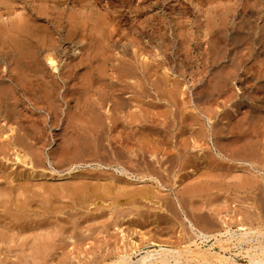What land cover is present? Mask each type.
Here are the masks:
<instances>
[{
  "label": "rangeland",
  "instance_id": "rangeland-1",
  "mask_svg": "<svg viewBox=\"0 0 264 264\" xmlns=\"http://www.w3.org/2000/svg\"><path fill=\"white\" fill-rule=\"evenodd\" d=\"M89 1L90 0H84L81 5V3L78 2L74 3V0H0V33L4 31V33L2 32L0 34V85H3L5 87L3 88V86H0V100H2L0 101V195L4 197L5 193L8 191L10 195L7 192L6 196H10V198H8L11 199L10 202H12V204H14L15 206L14 207L12 204H10V202H7L8 198L6 200L4 199L6 196L4 198H2L1 196L2 199H0V206L3 201H6L8 203V208H10L9 206H11L12 208L8 209L6 205L7 203H3V206L0 207V264H114L122 252L130 253L133 257V261L136 262L140 258L139 255H142L146 251L159 249L160 246L163 248H180L188 244L190 241H196L197 244H199L203 249H212L211 252L214 254V256L212 257L211 261L213 264H225V262L223 261L220 262L217 254L224 255L226 257H232L237 264H248L249 259L244 249L249 248L251 244L257 246V242L255 240L250 243L244 244L243 250L240 247H237L234 242L219 245L216 243V239L214 237L210 238L208 242H203L204 240L201 241L200 239L195 238L189 225L190 221L197 229L213 236L223 233L227 226L233 232H236L239 227H244L247 229H259L264 232V128L262 127L264 126V121L263 124H259L262 118V120H264V114H262L264 113V105L261 102L260 107L263 109L254 106L257 102L259 103V97L257 94H259L260 96L262 92L248 89V92L250 91L252 95L250 93H247L245 96H243L241 94L244 93L238 90V85L240 84H244V87L249 88L259 81H255V72L253 71L254 75L252 71V74H249L250 72L246 68L247 66L252 67V64L254 65V63L259 59L264 61V58H253L247 51L245 52H247L248 54L243 53L244 51H239L241 49L238 50L237 47H241V41L239 43H236L238 44L236 46L230 45L226 37L227 35L229 36L230 33L234 31V29H237V25H233V23L234 20L238 22V18L240 19V11L242 5L245 3L243 1L245 0ZM108 1H112L111 5ZM247 1L251 7H255V5H258V7L260 8L257 0H254L255 2L251 0L253 4L250 3V0ZM154 2L156 3V5ZM73 4L74 6L72 7ZM109 7L110 9H112L109 10ZM237 7L241 8L238 9ZM254 7H252L254 9L253 11H255L256 9V11L260 10L257 6L255 8ZM136 10L137 12H141L138 14ZM263 11H261L260 17L264 16ZM69 13H71L70 16ZM105 13L108 14L106 15ZM116 13L118 15H116ZM154 13H156V16L158 17V22H155L157 24L156 29L152 26ZM258 13H260V11ZM104 14L105 19L104 16H102ZM255 14L257 15V13ZM69 17L70 19H67ZM122 17L125 19H121ZM53 18L55 20H60L61 23H59V27L54 28L52 23V21H54ZM72 18H74L75 20ZM255 18L254 20L261 22V25L263 24L262 20H258ZM106 19L108 23L106 22ZM150 19L152 21H149ZM90 20L93 22V24L90 22ZM101 20L105 21L107 24L105 22L103 23H105L107 26L102 25ZM254 20V24L259 23ZM223 21L228 24H223ZM236 21L234 24H237ZM96 22L97 24L99 22V25L95 24ZM217 24H220L221 26L223 25L225 28L222 29L223 26L220 27ZM214 25H216L217 28ZM207 26L209 28H207ZM35 27H37V29L38 27H45L47 30L53 32L54 35L60 38L61 41L65 38V35H67L69 31H74V27L78 28L77 32L79 34V37H82V39H86V43H84L88 51L85 50V47L84 50L86 52H83V50L82 56L74 55L72 49L73 47H70L71 45L65 44L64 41H62L63 48H61L60 50L61 55H59V59L63 60V62L61 60L63 64L60 62L59 70H61L63 73L68 72L66 74H69V72L74 73L75 76L70 78L67 84H64V82L59 80L60 86L58 85L57 87H55L56 92L50 91L49 99L43 97L42 94L44 93V90L41 89L42 87L38 86L41 83V81H39L38 79H43L44 81H52V77L56 75L54 74V70H51V66L47 64V61L45 60L48 57L49 52L45 49L39 50L40 58L38 59H40L39 61L41 62V66H43L41 70L45 71L38 74V76L29 73L31 78H28L30 76L24 71H21L24 72V74L21 72H14L16 68L14 63L16 61L15 59L17 58V53L13 56L14 59L11 58V54L14 50L13 45L17 42L25 40L26 31H32ZM144 27L146 29H144ZM20 28L24 33L21 32ZM92 28L94 34L92 33V31H89ZM218 28L220 29L218 30ZM55 29H57L58 32ZM116 29L119 30L116 31ZM221 29L224 32L221 31ZM95 30H100V32L104 31V38L99 37V34ZM87 31L90 32V36H88L89 33ZM115 31L117 34H112V32ZM141 31L143 32L142 34ZM153 31L156 37L153 34L150 35V33H153ZM220 32L222 33V36L224 38L221 36ZM119 33L120 36H123H121L123 39L119 37ZM215 33L220 37H215ZM1 36L3 37L1 38ZM98 37L101 38L105 43H101ZM117 38L121 41L123 40V43L121 41H118ZM137 38H139L140 40ZM144 39L147 40L144 41ZM159 39L161 41H159ZM115 40L117 42H115ZM136 40L139 41V43H136ZM141 40L142 44H140ZM7 41L9 47L7 46L6 48L4 46L7 45ZM125 41L129 43L125 44ZM214 41L220 43L217 45V42L215 43ZM1 42L3 43V46ZM224 42L225 44H223ZM100 43L103 45L105 44L107 46L106 51L110 53L107 58L109 60L104 63L105 68H107L108 70L105 69L103 71V75H101L100 77L104 79V81L102 79L99 80L100 78H98L100 82L95 81L96 84L94 83L95 85L93 84L92 87H89V89H87V85L86 87L84 85L88 82L86 80L89 79V76L85 75L82 77L81 75L80 77L79 75L82 73L84 74V71H86L81 70L85 67L84 64L86 65V58L90 57L94 63L96 60V56L98 60L100 59V52L104 51L103 49H100L103 46H101ZM159 43H162V45ZM128 45L130 46V49L126 48L129 47ZM147 45L148 47H151L148 48ZM221 45L223 46L221 47ZM120 46H125V49L120 48ZM214 46L217 49H215ZM234 47L237 50H234ZM221 48L222 50H220ZM64 49L68 52L67 55L64 54ZM142 49L146 57H139V52H143ZM144 49L147 50L148 53ZM150 49H152V51ZM214 50H219L221 52H215ZM210 51H213L215 53H212ZM235 51H237V53H235ZM6 53H8V55ZM92 53L96 55L91 57V55H93ZM151 53L154 54V56ZM215 54L217 56H215ZM229 54L231 59L228 57ZM236 54H238L239 57H236ZM241 54L243 58H248L245 59L248 60L246 62L243 59L245 65H240L239 61H241ZM150 55H152L154 59H152V56V58L149 57ZM155 55L157 57H155ZM218 55L221 57H219ZM234 55L236 59L235 57L233 59L232 56ZM93 57L95 58L93 59ZM211 57L214 59L215 57H217V59L212 60ZM8 58L10 59L9 61H7ZM168 58H170L171 60ZM73 59L75 62L73 61ZM77 60L81 64H79ZM80 60L82 61L80 62ZM110 60L111 62H109ZM212 61L213 64L211 63ZM231 61L233 62L232 64ZM65 62H67V65L64 64ZM71 63H73L74 65L77 64V68ZM122 63L125 64L123 65ZM235 63L236 65L238 64L241 68L238 65L234 67ZM78 64L80 65V68ZM97 64L101 66L99 62H97ZM64 65H66L68 68ZM225 65H227V67L229 66V70L231 71L233 69H237V72L235 70H233L232 72L229 71L231 72L230 75L233 76H230L229 74L227 75L226 72H223L224 67H226ZM96 66L97 65L95 64L94 67ZM242 67H246V70L244 71V68ZM216 68L218 69V71L216 70L217 72L215 71ZM220 68L223 69L221 70ZM113 69L116 70L112 72ZM219 70L225 73V75L222 76L223 73H221ZM115 71H118L119 73ZM210 71L211 73H209ZM105 72L107 74H105ZM243 72H245L244 75L241 74ZM246 72L249 73L246 74ZM51 73L54 75L50 76ZM120 73H122V78L119 75ZM17 75L21 76L20 79H18L19 77L16 79L19 80L20 86L22 85L23 87H18L10 81L9 76L17 77ZM226 75L227 77L230 76L231 79H227L225 77ZM213 76L215 79H213ZM220 76H222V78L225 77L227 79L226 82L228 80L230 81H228V85H226V82L224 81L225 79H222ZM238 77H240V79ZM54 78L59 79L57 77ZM24 79L25 81H23ZM78 79H80L81 81H79ZM220 79H222L225 83L222 84L223 82ZM245 79H247V84L244 83ZM251 79L253 83L255 82L254 84L249 83L251 82ZM209 80L213 83L208 82ZM235 80L237 83L235 82ZM78 81L79 83H77ZM101 81L103 82L102 84ZM119 81H121V83ZM217 81L218 83H216ZM239 81L240 84H238ZM80 82H83V84H85L82 85V83ZM4 84H10L11 86H8L7 88ZM207 84L212 85H209V87ZM215 84H218L217 87H220H218L219 89L217 88L218 91H213L211 95V93H209L207 90H211V92L212 90H217ZM221 84L224 88L221 86ZM102 86L103 88L101 89ZM229 86L230 88H228ZM11 87L13 89H11ZM104 87L108 88L109 91ZM221 87L224 90H222ZM225 87L228 89H226ZM31 88L33 93L30 91ZM82 88H85L88 94L85 93V89L83 90ZM205 88H207V90ZM104 89L106 90V92ZM117 89L123 90L121 96L122 98L126 99V102L124 103L122 100H119L118 102L120 106L117 111H115V113H117H108L107 109H109L112 104L110 102V95H112L113 91ZM4 90L5 97L3 96ZM8 90L10 91V93ZM71 90L75 92L77 90V92H73L74 94H70V92L72 93ZM81 90H83V92L85 93L84 96ZM205 90L207 91L206 94L208 96L205 94ZM227 90H229V94ZM219 91L221 93L226 91L224 93L225 95L221 93L219 94ZM252 92H255L256 96ZM64 93H66L67 95H65ZM68 95L76 96H74L73 99V97H68ZM124 96H126L127 98ZM202 96H205L207 98L204 99V97ZM64 97L70 98L71 104H73L72 108L74 112H71V115H66L67 107L66 101L63 99ZM255 97L257 98L254 99ZM261 97L262 96H260V98ZM249 98H251L252 100ZM73 100L76 104H74ZM80 101H82V103ZM38 102L41 104H38ZM43 102L45 103L43 104ZM35 105H38V107ZM50 105L52 107H50ZM35 107L37 108L34 109ZM89 107L92 110H89ZM249 107H251L250 110ZM82 108H84L85 110H83ZM257 108H260L262 115L259 113ZM97 109L100 111V116L97 113L99 111H95ZM110 110L112 111V108ZM92 111L94 113H92ZM95 112L97 115L95 114ZM245 112L253 116H250L249 114L247 116V114H244ZM257 112L259 113V117ZM112 113L115 116H113ZM108 114H111V116H109ZM86 115L90 116L87 117ZM69 116H71V118ZM72 116H74V118H79L80 121L79 119L75 118L76 120L74 122ZM118 116L121 118V120ZM255 116L258 122H256ZM81 117L83 119H81ZM110 117H112V119ZM115 117H117V119H115ZM66 118H70V120L67 119L69 120L67 121ZM248 118L249 121H247ZM118 120L120 122H118ZM20 121L23 123L21 124ZM70 121L74 123L71 124ZM84 121H86L87 124ZM254 121L256 123L255 125L253 123ZM13 122L14 124H11ZM16 122H18L19 124ZM236 122L242 124L240 125ZM9 123L13 127H11ZM251 123L252 125H250ZM23 124H25V126ZM230 124H232V126ZM246 124L247 126L245 127ZM87 126H90L89 130ZM96 126L98 128H96ZM256 126L262 128L259 129L260 133L262 132L263 134H261V136H263L262 138L261 136H259V139H256L254 135H251L253 134V131H249L250 133L246 131L253 130V128H257ZM18 127H21L22 129L24 128L23 130H26V132L22 131V129ZM92 127H94L95 129ZM238 127L240 129H238ZM16 128H18V130ZM236 129L237 131H232ZM90 130H92V134ZM28 132L29 134H27ZM234 132L238 133L235 134ZM244 133H249L248 135L252 137L249 138V136L246 135L248 136L247 139L245 138L246 136L244 135ZM34 136L38 138L35 139ZM97 136L98 138H96ZM233 137L236 138V141H233L235 140ZM241 137L245 138L244 141ZM15 138L18 139L16 140ZM82 138H85L86 140L89 138L88 140L90 141H85L84 143ZM14 139L16 142H14ZM231 140L236 144L237 142L242 140L241 143L239 142V145L237 144L238 146H240L239 149H241L242 147L245 149V144L248 145L258 141L257 145L260 148V153L262 151V148L263 152L262 155L260 154L257 157H254V160L256 161L253 165L254 170L250 166H243V168L246 169V172L244 171V169H241L242 165L238 164V162H235L237 159H239L240 155L236 153L244 150L243 148L242 150H235L238 147L237 145L235 148H233V160L230 155L229 157L224 156L225 153H222L220 156L217 155L216 149L223 150L226 144L228 142L230 143ZM26 142L28 143L26 144ZM71 142L76 143L72 144ZM87 142L89 144H86ZM62 144L66 146L62 147L64 146ZM71 144L73 147L71 146ZM27 145L29 146L27 147ZM87 145L90 148L87 147ZM32 146L34 149L36 148L35 150L38 151L33 150ZM60 146L62 151L60 150ZM39 147L42 148V151ZM71 147L73 149L86 147L84 148L85 154L82 150V155H79L80 157L82 156V158H79L82 160V163H84V165H76V175L73 177L75 181L71 178L70 182L68 179L60 183V181L58 182V180H56L55 178H57V172H62L68 168V164H65L64 162H66V160L68 162L70 159H68L69 156H64L63 152L68 150L67 154L70 153L72 157L71 152L73 150L71 149ZM141 148H143V150ZM31 149V153L34 152L33 156L36 155V152L39 154V156L38 154L36 155L38 159L36 157H33L36 159H32V155L30 153ZM55 150L57 152H54ZM89 151L91 153H89ZM244 153L247 154L246 151ZM18 154L21 155L22 159L24 158L23 160L26 159V162H19L18 160L21 161V158L18 159ZM143 154L147 155L144 156ZM119 155L121 157L119 159L121 160L117 158L119 157ZM208 156L210 157V159H212L210 160ZM235 156H237V158ZM260 156L263 157L261 158ZM99 158L101 159V161ZM144 158L147 161H145ZM117 161L120 165H116ZM124 166L127 167H125V169L129 171L128 174H131L133 176L143 174L147 176V178L149 177L148 180L142 183L139 182V184L137 182H135V184L134 182L127 180L126 176L121 175L120 172L117 171V168H123ZM73 168H75V166H73ZM131 169L133 172L131 171ZM29 174L31 175V177ZM41 174H44L45 176H42ZM34 175H36V177ZM246 175L248 176V178L246 177ZM95 179L98 180L96 181ZM105 180L109 183H105ZM52 181H54L53 184ZM89 181L91 182L89 183ZM98 181H100V184L98 183ZM248 181L250 182V187L248 185ZM244 182L248 183L244 184ZM132 183L135 184V186ZM241 183L243 184L241 185ZM92 184L95 187L91 186ZM117 184L121 185L117 186ZM131 184L133 186H131ZM202 184L205 185L202 186ZM96 185L99 186L98 189ZM200 185L202 186V188ZM237 185L241 186V189L238 188ZM233 186L235 187V189ZM76 187H79L80 189H77ZM117 187H119L120 189ZM198 187L204 190L200 191ZM123 188L125 189V192L121 190ZM50 189H54V191L51 192L52 194H50L49 192L51 191ZM73 189L77 193H75ZM93 189L98 191L95 192L96 195L93 194L95 191ZM191 189L192 191L195 190L193 192H196L197 194H193ZM76 190L83 192L87 191L88 193L86 192V195L88 194L93 196L89 197L87 195L88 197H86L85 195L84 197V193H78V191ZM197 190L199 193H201L199 194ZM43 191L44 193H46L44 194ZM19 192H21L20 195L18 194ZM48 192L50 195H53V193L56 192L54 193L56 194V196L50 197L49 200L48 197L50 195L47 194ZM62 192L63 194H61ZM73 192L75 193V195L73 194ZM116 192H118L119 194ZM68 193L72 197L74 195V197L68 198L67 200L66 195H69ZM22 194L26 195L22 196ZM79 194H81L82 197H80ZM17 195L22 197H19ZM60 195L62 197L64 195V198L62 199L66 200L57 198V196ZM76 195H78L77 198ZM182 195L184 196V198L181 197ZM15 196H17L18 198H16ZM26 196L28 199L25 200L28 202V200L31 199L30 203L32 205L33 202L34 206L32 205V208H36L35 211L34 209L32 211H23L16 208V205H19V202H22L24 198H26ZM43 196H45V198L47 199L43 198ZM52 198L57 199L56 201H54L51 200ZM46 200L49 201V206L46 205L48 204V201ZM59 200H62V202L60 201L62 204L58 202ZM179 200L183 202L181 203ZM16 201L19 202L16 204ZM42 201L43 203H40ZM56 202H58L57 204L59 207L57 206V204H55ZM4 205L6 206L4 207ZM36 205L38 206V210ZM52 206H55L56 209H54L55 207L53 208ZM5 208L8 210H6ZM21 211L25 214L24 217L20 213ZM15 221L19 224V227L17 226V223H15ZM23 222H25V225H22ZM26 222L27 224L31 223V226L30 224L27 225ZM36 223L39 225L37 226ZM42 224L44 227L41 226ZM26 225L28 226V228ZM32 225L33 227H36V230L35 227L33 229ZM10 226L13 228H11ZM20 226H23L22 230L24 231V233L21 231ZM29 227H32V229H30ZM37 227L38 229H40L37 230ZM6 233L8 234L7 239L4 238V236L6 237ZM45 234L48 235V241L49 239H52L51 243L48 241H44L46 237ZM35 235H37V237ZM38 235H40L41 237ZM261 241L264 242V240L262 239ZM34 242L39 243V245L36 243L37 245L33 247ZM43 242H48L47 244L49 245L51 253L48 252L46 254L42 253L41 251H36L40 249ZM31 245L35 249L31 250ZM51 246L53 247V249ZM134 247H136L135 253H133L132 251V249L134 250ZM24 248L26 250H24Z\"/></svg>",
  "mask_w": 264,
  "mask_h": 264
},
{
  "label": "bare ground",
  "instance_id": "bare-ground-1",
  "mask_svg": "<svg viewBox=\"0 0 264 264\" xmlns=\"http://www.w3.org/2000/svg\"><path fill=\"white\" fill-rule=\"evenodd\" d=\"M71 1H73V0H71ZM91 1V0H90ZM89 1V2H90ZM251 1V0H250ZM256 1V0H255ZM254 0H253V2H255ZM67 2V1H66ZM75 2H78V3H81V5H82V2H84V0H74V3ZM100 2V1H99ZM108 2H110L109 4L111 5V2L112 1H108ZM107 2V3H108ZM243 2H245L243 5H242V8H241V11H240V19L238 18V22L236 21V20H234V23H235V21L237 22V24H234L233 23V25H237L236 27H237V29L235 30L234 28V31H232L231 33H230V35L228 36L227 34V40L229 41V44L230 45H234V46H236V45H238V44H236V43H239L240 41H241V47L239 48V47H237L238 48V50L239 49H241V50H239V51H244L243 53H246V54H251L250 56H252L253 58H264V16L263 17H260L261 16V11H263L264 10V3H262V2H264V0H257V3L260 5V8L258 7V5H255V7L257 6L260 10V13H258L259 11H253L254 9L252 8V7H254V6H250L249 5V3H248V1L247 0H245V1H243ZM155 3V2H154ZM241 3V2H240ZM250 3H252V1L250 2ZM57 4V3H56ZM77 4V3H76ZM84 4V3H83ZM88 4V3H87ZM108 4V5H109ZM114 4V3H113ZM112 4V5H113ZM253 4V3H252ZM90 5V4H89ZM92 5V4H91ZM155 5H156V3H155ZM74 6V4L72 5V7ZM152 6V5H151ZM154 6V5H153ZM239 6V5H238ZM111 7V6H110ZM110 7H109V10H111L110 9ZM157 7V6H156ZM254 7V8H255ZM75 8V7H74ZM238 8V7H237ZM240 8H238V9H240ZM117 9V8H116ZM74 10V9H73ZM138 10V9H137ZM137 10H136V12H137ZM155 10V9H154ZM101 11V10H100ZM236 11H238V10H236ZM141 12V11H140ZM140 12H137L138 14L140 13ZM156 12V11H155ZM264 12V11H263ZM262 12V13H263ZM104 13V12H103ZM117 13H119V12H117ZM116 13V15H118ZM158 13V12H157ZM237 13V12H236ZM255 13H257V15L255 14ZM70 14L71 13H69V16H70ZM74 14V13H73ZM72 14V15H73ZM106 15L108 14V13H105ZM105 14L104 15H102V16H104V19H105ZM137 14V15H138ZM125 15V14H124ZM158 15V14H157ZM109 16V15H108ZM152 16V15H151ZM258 16V17H257ZM3 17V16H2ZM74 17V16H73ZM101 17V16H100ZM115 17V16H114ZM120 17V16H119ZM125 17V16H124ZM255 17H257V18H255ZM51 18V17H50ZM118 18V17H117ZM151 18V17H150ZM157 16H156V13H154V15H153V28H155L156 29V23L155 22H158V20H157ZM254 18L255 19H258V20H262V22H263V24L261 25L260 23L261 22H259V21H256V20H254ZM54 19V18H53ZM67 19H70V17L69 18H67ZM72 19H74V18H72ZM100 19V18H99ZM98 19V20H99ZM102 19V18H101ZM108 19H109V17H108ZM119 19V18H118ZM121 19H125V18H121ZM120 19V20H121ZM127 19V18H126ZM75 20V19H74ZM84 20V19H83ZM112 20H113V18H112ZM119 20V21H120ZM157 20V21H156ZM160 20V19H159ZM253 20L254 21H256V22H259L258 24H254V22H253ZM78 21V20H77ZM102 22H101V24L102 25H106L107 23H108V21H107V19H106V22L105 21H103V20H101ZM149 21H152L151 19L149 20ZM90 22L93 24V22L90 20ZM103 22H105V23H103ZM127 22V21H126ZM160 22V21H159ZM224 22V21H223ZM52 23H53V26H54V28H57V27H59V23H61L60 22V20H55L54 19V21H52ZM124 23V22H123ZM142 23V22H141ZM150 23V22H149ZM81 24H83V23H81ZM91 24V25H92ZM95 24H97V22L95 23ZM113 24H115V23H113ZM143 24V23H142ZM159 24H161V23H159ZM221 24H222V22H221ZM223 24H226L225 22L223 23ZM228 24V23H227ZM226 24V25H227ZM34 25V24H33ZM52 25V24H51ZM77 25H78V23H77ZM97 25H99V22H98V24ZM139 25H140V23H139ZM150 25V24H149ZM218 26H220V27H222L220 24H217ZM233 25H232V27H233ZM36 26V25H35ZM94 26V25H93ZM92 26V27H93ZM107 26V25H106ZM138 26V25H137ZM146 26V25H145ZM151 26V27H152ZM216 28H217V26L216 25H214ZM100 27H101V25H100ZM112 27V26H111ZM143 27V26H142ZM149 27V26H148ZM231 27V28H232ZM42 28V27H41ZM40 27H38V29H37V27H35L32 31H30L29 29V31H26V33H25V37H26V39L25 40H22V41H20V42H17V43H15L14 45H13V53L11 54L12 55V57L11 58H13V56L17 53V58L15 59L16 61H15V70H14V72L16 71L17 73H19V72H21V71H24V72H26V73H28V75L30 76V74H34L35 76H38V74H40V73H42L43 71H45V70H41L42 69V67L43 66H41V62L39 61L40 59H38V58H40V56H39V50H46V51H48L49 52V55H48V57L47 56H45V57H47L45 60L47 61V64H49L50 66H51V70H54V74H56L54 77H57V78H59V79H56V78H54V77H52V81H44L43 79H38L39 81H41V83L38 85L39 87H42L41 89L42 90H44L43 92V97H45V98H48L49 99V96H50V91H54V92H56V88L55 87H57L58 85H59V80L60 81H62V82H64V84H67L68 82H69V80H70V78H72L73 76H75V74L74 73H70L69 72V74H66V73H68V72H66V73H63L61 70H59V64H60V62H61V60L62 59H59V55H61L60 53V50H61V48H63V46H62V41H64V43L65 44H69V45H71L70 47H73L72 49H73V53H74V55H83L82 54V51L84 50V48L86 47V45H85V41H86V39H82V37H79V34H78V32H77V30H78V28H74L73 27V29H74V31H69L68 32V34L67 35H65V38L64 39H62V41H61V39L60 38H58L56 35H54L53 34V32H50L49 30H47L45 27H43L42 29H41ZM45 28V29H44ZM71 28H72V26H71ZM85 28V27H84ZM96 28V27H95ZM207 28H209L208 26H207ZM212 28V27H211ZM223 28H225L224 26L222 27V29ZM230 28V29H231ZM10 29V28H9ZM8 29V30H9ZM14 29V28H13ZM12 29V30H13ZM16 29V28H15ZM21 29V28H20ZM27 29V28H26ZM62 29V28H61ZM68 29V28H67ZM70 29V28H69ZM72 29V30H73ZM144 29H146L145 27H144ZM220 28H218V30H219ZM221 29V31H223ZM226 29H227V27H226ZM1 30V29H0ZM7 30V31H8ZM25 30V29H24ZM57 32H58V30L57 29H55ZM60 30V29H59ZM71 30V29H70ZM84 30V29H83ZM86 30V29H85ZM101 30V29H100ZM100 30H95L99 35V37H103L104 38V36H105V32L104 31H101L100 32ZM119 29H116V31H118ZM148 30V29H147ZM158 30V29H157ZM232 30V29H231ZM16 31V30H15ZM63 31V30H62ZM67 31V30H66ZM82 31V30H81ZM90 32L92 31V33H93V28L91 29V30H89ZM89 31H87L88 33H89V35L88 36H90V32ZM116 31L115 32H112V34L114 33H116ZM155 31V30H154ZM154 31H153V33H150V35L151 34H153L154 35ZM228 31V30H227ZM230 31V30H229ZM3 33H4V31H2ZM1 32V33H2ZM21 32H23L22 31V29H21ZM109 32H110V30H109ZM120 32V31H119ZM148 32V31H147ZM157 32V31H156ZM208 32V31H207ZM216 32V31H215ZM224 32V31H223ZM0 33V34H1ZM9 33V32H8ZM24 33V32H23ZM82 33H84V32H82ZM85 33H86V31H85ZM96 33V34H97ZM143 32L141 31V34H142ZM159 33H160V31H159ZM159 33H157V34H159ZM217 33V32H216ZM216 33H215V35H216ZM57 34V33H56ZM94 34V33H93ZM117 34V33H116ZM220 34H221V36H222V33L220 32ZM219 34V35H220ZM213 35H214V33H213ZM224 35H225V33H224ZM4 36V35H3ZM3 36H1V38L3 37ZM97 36V35H96ZM122 36V35H121ZM120 36V33H119V37H121ZM155 36V35H154ZM158 36V35H157ZM236 36V37H235ZM18 37V36H17ZM98 37V38H99ZM109 37V36H108ZM114 37V36H113ZM118 37V36H117ZM123 37V36H122ZM121 37V38H122ZM127 37V36H126ZM156 37V36H155ZM215 37H220V36H218V35H216ZM223 37V36H222ZM93 38H94V36H93ZM97 38V37H96ZM224 38V37H223ZM14 39V38H13ZM17 39H19V38H17ZM16 39V40H17ZM22 39H24V38H22ZM109 39V38H108ZM113 39V38H112ZM116 39V38H115ZM118 39V38H117ZM123 39V38H122ZM133 39V38H132ZM131 39V40H132ZM136 39V38H135ZM137 39H139V38H137ZM142 39V38H141ZM215 39V38H214ZM216 39H219V38H216ZM94 40V39H93ZM105 40V39H104ZM140 40V39H139ZM145 40H147V39H144V41ZM153 40V39H152ZM158 40V39H157ZM239 40V41H238ZM99 41L101 42V43H105V42H103V40L101 39V38H99ZM106 41H107V39H106ZM118 41H121V40H119L118 39ZM130 41V40H129ZM137 41V40H136ZM149 41V40H148ZM147 41V42H148ZM151 41V40H150ZM159 41H161L160 39H159ZM165 41V40H164ZM168 41V40H167ZM217 41H219V40H217ZM217 41H214L215 43L217 42ZM224 41V40H223ZM238 41V42H237ZM16 42V41H15ZM85 42V43H84ZM95 42V41H94ZM115 42H117L116 40H115ZM122 43H123V40L121 41ZM142 42V40L140 41V44H142L141 43ZM158 42V41H157ZM211 42V41H210ZM227 42V41H226ZM2 43V42H1ZM3 43H4V41H3ZM3 43H2V46H3ZM99 43V42H98ZM100 43V45L102 46L103 44H101ZM112 43V42H111ZM126 43H129V42H126L125 41V44ZM136 43H139V41H137ZM136 43H134V44H136ZM220 42H217L216 44L218 45ZM11 44V43H10ZM107 44V43H106ZM130 44H131V42H130ZM151 44V43H150ZM154 44V43H153ZM159 44H161L162 45V43H159ZM210 44V43H209ZM222 44V43H221ZM223 44H225V42L223 43ZM158 45V44H157ZM160 45V46H161ZM211 45V44H210ZM209 45V46H210ZM213 45V44H212ZM217 45H216V47H217ZM7 46H8V41H7V45L6 46H4V47H6L7 48ZM10 46H12V45H10ZM113 46H114V43H113ZM118 46V45H117ZM129 46V45H128ZM132 46V45H131ZM141 46V45H140ZM143 46H145V45H143ZM220 46V45H219ZM223 45H221V47H222ZM243 46V47H242ZM9 47V46H8ZM98 47V46H97ZM147 47H148V45H147ZM146 47V48H147ZM151 47V46H150ZM150 47H148V48H150ZM164 47V46H163ZM169 47V46H168ZM231 47V46H230ZM96 48V47H95ZM99 48H100V46H99ZM115 48V47H114ZM120 48H123V49H125V46H120ZM119 48V49H120ZM127 49L129 48L130 49V46L129 47H126ZM145 48V49H146ZM155 48V47H154ZM214 48H215V46H214ZM219 48V47H218ZM4 49V48H3ZM11 49V48H10ZM9 49V50H10ZM92 49V48H91ZM100 49H103L104 51L103 52H100L101 54H100V59L98 60L97 59V56H96V60H95V63L93 62V60L89 57V58H86V60H85V63H86V65L84 64V68L83 69H81V70H86V71H84V74L82 73V74H80L79 76L81 77V75H82V77L83 76H85V75H88L89 76V79H87L86 81H88L85 85L83 84V82H80V83H82V85H84L85 87H86V85H87V89H89V87H92L93 86V84L95 83V81H99V80H101L102 78H100L101 77V75H103V71L105 70V69H107V68H105V64L104 63H106L107 62V60H109V59H107L108 58V55H110V53H108V51H106L107 50V46L104 44L103 46H102V48H100ZM99 49V50H100ZM133 49V48H132ZM136 49V48H135ZM144 49V50H145ZM153 49V48H152ZM152 49H150L151 51H152ZM215 49H217V48H215ZM7 50V49H6ZM63 50V49H62ZM65 50V49H64ZM85 50H87V47H86V49ZM83 51V52H86V51ZM93 50V49H92ZM91 50V51H92ZM121 50V49H120ZM155 50V49H154ZM158 50V49H157ZM220 50H222V48L220 49ZM234 50H237V49H235V47H234ZM88 51V50H87ZM122 51V50H121ZM121 51H119V52H121ZM129 51V50H128ZM142 51H143V49H142ZM145 51H147V50H145ZM150 51V52H151ZM215 51V50H214ZM219 51V50H218ZM218 51H215V52H218ZM245 51H247V52H245ZM136 52H139V51H136ZM149 52V53H150ZM154 52V51H153ZM152 52V53H153ZM210 52H212V53H215V52H213V51H210ZM219 52H221V51H219ZM225 52V51H224ZM232 52H233V50H232ZM112 53V52H111ZM124 53V52H123ZM147 53H148V51H147ZM146 53V54H147ZM151 53V54H152ZM155 53V52H154ZM235 53H237V51H235ZM234 53V54H235ZM241 53V52H240ZM255 53V54H254ZM7 55H8V53H6ZM64 54L65 55H67L68 54V52L65 50L64 51ZM88 54V53H87ZM93 54V53H92ZM113 54V53H112ZM111 54V55H112ZM121 54V53H120ZM127 54V53H126ZM139 57L140 56H143V57H146V55H145V53H144V51L142 52V53H140L139 52ZM239 54V53H238ZM238 54H236V57L238 56ZM1 55V54H0ZM9 55H10V52H9ZM71 55V54H70ZM69 55V56H70ZM73 55V54H72ZM96 55V54H95ZM94 54L93 55H91V57L92 56H95ZM153 56H154V54H152ZM152 55H150L149 57H151ZM222 55V54H221ZM232 55V54H231ZM240 55V54H239ZM98 56H99V54H98ZM113 56V55H112ZM125 56V55H124ZM138 56V55H137ZM152 56V57H153ZM211 56H213V55H211ZM215 56H217L216 54H215ZM219 56V55H218ZM244 56V55H243ZM5 57V56H4ZM80 57V56H79ZM79 57H76V58H79ZM87 57V56H86ZM136 57V56H135ZM151 57V58H152ZM155 57H157L156 55H155ZM166 57H168V56H166ZM219 57H221V56H219ZM218 57V58H219ZM230 59H231V57H230V54H229V56H228ZM233 57V59H234V57H235V55L234 56H232ZM236 57H235V59H236ZM239 57V56H238ZM245 57V56H244ZM246 57H248V56H246ZM70 58V57H69ZM83 58V57H82ZM95 57H93V59H94ZM113 58V57H112ZM212 58V57H211ZM250 58V57H249ZM6 59V58H5ZM4 59V60H5ZM14 59V58H13ZM152 59H154V57L152 58ZM168 59H170V58H168ZM214 58H212V60H213ZM217 59V57H215V59L214 60H216ZM220 59V58H219ZM223 59V58H222ZM232 59V60H233ZM243 59L245 60V59H248V58H243L242 57V54H241V61H239L240 62V65H242V64H244L246 61H248V60H245V62L243 61ZM251 59V58H250ZM10 59L8 58L7 59V61H9ZM72 60V59H71ZM100 60H102V61H100ZM149 60V59H148ZM171 60V59H170ZM169 60V61H170ZM43 61V60H42ZM73 61H74V59H73ZM82 60H80V62H81ZM154 61V60H153ZM218 61V60H217ZM235 61V60H234ZM253 61V60H252ZM256 61V60H255ZM62 62H63V60H62ZM61 62V63H62ZM75 62V61H74ZM77 62H78V60H77ZM97 62H99L100 64H101V66L100 65H98L97 64ZM109 62H111V60L109 61ZM112 62H113V60H112ZM122 62V61H121ZM225 62V61H224ZM236 62V61H235ZM67 62H65L64 64H66ZM79 63V62H78ZM155 63V62H154ZM170 63V62H169ZM212 64H213V61L211 62ZM216 63V62H215ZM233 62L231 61V64H232ZM250 63V62H249ZM252 63V62H251ZM14 64H13V66H14ZM43 64V63H42ZM63 64V63H62ZM61 64V65H62ZM70 64V63H69ZM71 64H73V63H71ZM79 64H81V63H79ZM78 64V65H79ZM82 64H83V62H82ZM94 64V65H93ZM95 64L97 65L96 67H94L95 66ZM108 64V63H107ZM106 64V65H107ZM113 64V63H112ZM123 65L125 64V63H122ZM211 64V65H212ZM229 64V63H228ZM67 65V64H66ZM66 65H64V66H66ZM74 65V64H73ZM73 65H70V66H73ZM77 65V64H76ZM76 65H74V66H76ZM114 65V64H113ZM218 65V64H217ZM221 65H222V63H221ZM238 65V64H237ZM236 65V63H235V65H234V67L235 66H237ZM245 65V64H244ZM12 66V67H13ZM112 66V65H111ZM122 66V65H121ZM220 66V65H219ZM226 67H224V70H223V72H226V74L228 75H230V73L233 71V70H235V69H233L232 71L231 70H229V66L227 67V65H225ZM233 66V65H232ZM239 66V65H238ZM67 67V66H66ZM221 67V66H220ZM234 67H232V68H234ZM240 67V66H239ZM68 68V67H67ZM75 68V67H74ZM76 68H77V66H76ZM79 68H80V65H79ZM111 68V67H110ZM125 68H126V66H125ZM231 68V69H232ZM241 68V67H240ZM242 68H244V71L246 70V69H248L249 70V72H246V74L247 73H249V74H252L253 73V71L255 72V81H258V82H252V79H251V82H249V83H253L254 85L253 86H251V87H249V88H247V87H244V84H240V81H239V83L238 84H240V85H238L239 86V91H241V92H243L244 94H241V95H243V96H245L247 93H250V91L248 92V89H252V90H255V91H261L262 93H261V95L260 96H262L261 98H260V96H259V94H257L258 95V99H259V103L257 102L254 106L255 107H260L261 106V102H262V104L264 105V82H263V80H264V61H262V60H257L255 63H254V65L252 64V67H250V66H247V68L246 67H242ZM246 68V69H245ZM13 69V68H12ZM64 69V68H63ZM218 69H219V67H218ZM218 69L216 68L215 69V71L217 70L218 71ZM221 70L223 69V68H220ZM70 70V69H69ZM108 70V69H107ZM114 70H116V69H113L112 70V72L114 71ZM214 70V69H213ZM226 70V71H225ZM228 70V71H227ZM237 70V69H236ZM235 70V71H236ZM247 70V71H248ZM66 71H67V69H66ZM125 71H126V69H125ZM216 71V72H217ZM220 71V70H219ZM229 71H231V72H229ZM239 71V70H238ZM241 71H243V70H241ZM251 71H252V73H251ZM24 72H21V73H23L24 74ZM80 72H83V71H80ZM115 72H118V71H115ZM215 72V73H216ZM221 72V71H220ZM223 72H221V73H223ZM237 72V71H236ZM20 73V74H21ZM30 73V74H29ZM46 73V72H45ZM119 73V72H118ZM129 73H130V71H129ZM209 73H211V71L209 72ZM244 73L245 72H243V73H241V74H243L244 75ZM22 74V75H23ZM54 74H50V76H52V75H54ZM105 74H107L106 72H105ZM113 74V73H112ZM121 74L122 73H120L119 75L121 76ZM232 74H234V73H232ZM236 74V73H235ZM245 74V75H246ZM249 74H248V76H249ZM42 75V74H41ZM220 75V74H219ZM225 75V73H223V75L222 76H224ZM227 75L225 76L227 79L228 78H230V76H233V75H230L229 77H227ZM237 75V74H236ZM253 75H254V73H253ZM79 76H77V77H79ZM110 76V75H109ZM108 76V77H109ZM118 76V75H117ZM212 76V75H211ZM210 76V77H211ZM222 76H220L221 78H222ZM247 76V75H246ZM19 77V78H18ZM20 75L18 76L17 75V77H14V76H9V79H10V81L11 82H13L16 86H20V83H19V80H17L16 78H18V79H20ZM28 77V76H27ZM43 77H44V75H43ZM46 77V76H45ZM87 77V76H86ZM85 77V78H86ZM114 77V76H113ZM208 77V76H207ZM209 77V78H210ZM225 77H223L225 80V82H226V78ZM237 77V76H236ZM253 77V78H254ZM1 78V77H0ZM25 78H26V76H25ZM28 78H31V76L30 77H28ZM33 78V77H32ZM98 78H100L99 80H98ZM120 78V77H119ZM118 78V79H119ZM121 78H122V76H121ZM120 78V79H121ZM212 78V77H211ZM222 78V79H223ZM235 78V77H234ZM239 79H240V77H238ZM237 78V79H238ZM252 78V77H251ZM45 79V78H44ZM76 79V78H75ZM81 79H83V78H81ZM112 79H114V78H112ZM118 79H116V80H118ZM213 79H215L214 78V76H213ZM212 79V80H213ZM219 79V78H218ZM222 79H220L222 82H223V80ZM231 79V78H230ZM243 79V78H242ZM241 79V80H242ZM248 79V78H247ZM247 79H245L244 80V83H246L247 84ZM73 80V79H72ZM79 81H81L80 79H78ZM103 81H104V79H102ZM108 80V79H107ZM123 80V79H122ZM125 80V79H124ZM220 80H218V81H220ZM23 81H25V79L23 80ZM33 81V80H32ZM74 81H76V80H74ZM79 81L77 82V83H79ZM83 81V80H82ZM218 81L216 82V83H218ZM229 81V80H228ZM228 81L226 82V85H228ZM231 81H233V80H231ZM28 82H29V80H28ZM72 82V81H71ZM85 82V81H84ZM100 82V81H99ZM109 82V81H108ZM120 83H121V81H119ZM125 82V81H124ZM208 82H211L210 80L208 81ZM225 82H223L222 84H224ZM230 82V81H229ZM235 82H236V80H235ZM32 83H34V82H32ZM103 82L101 81V84H102ZM211 83H213V82H211ZM215 83V82H214ZM233 83V82H232ZM237 83V82H236ZM235 83V84H236ZM23 84V83H22ZM96 84V83H95ZM94 84V85H95ZM99 84V83H98ZM108 84V83H107ZM114 84V83H113ZM221 84V86L223 87V85ZM231 84V83H230ZM7 88H8V86H11L10 84L9 85H6V84H4ZM51 87H50V86ZM80 85V84H79ZM206 85V84H205ZM205 85H204V87H205ZM208 86L209 85H212V84H207ZM218 85V84H217ZM217 85L215 84V87H216V89L218 88V87H220V86H218L217 87ZM219 85H220V82H219ZM233 85V84H232ZM250 85H252V84H250ZM249 85V86H250ZM0 86H3V85H0ZM22 86V85H21ZM20 86V87H21ZM35 86V85H34ZM37 86V87H38ZM49 86V87H48ZM60 86V85H59ZM74 86H75V83H74ZM122 86V85H121ZM225 86V85H224ZM235 86V85H234ZM246 86V85H245ZM23 87V86H22ZM25 87V86H24ZM81 87H83V86H81ZM96 87V86H95ZM207 87V86H206ZM210 87V86H209ZM209 87H208V89H209ZM213 87V86H212ZM222 87H221V89H222ZM232 87V86H231ZM3 88H5L4 86H3ZM28 88V87H27ZM44 88V89H43ZM59 88H61V87H59ZM100 88V87H99ZM103 88V86L101 87V89ZM104 88H106V87H104ZM122 88V87H121ZM133 88V87H132ZM203 88V87H202ZM224 88V87H223ZM226 88V87H225ZM228 88H230V86L228 87ZM228 88H226V89H228ZM233 88V87H232ZM238 88V87H237ZM11 89H13L12 87H11ZM22 89V88H21ZM40 89V88H39ZM79 89V88H78ZM81 89V88H80ZM83 89V88H82ZM85 89V88H84ZM83 89V90H84ZM97 89V88H96ZM107 90H108V88H106ZM113 89V88H112ZM134 89V88H133ZM206 90H207V88H205ZM215 89V88H214ZM219 89V88H218ZM218 89L217 90H212V92H211V90H207L209 93H211V95H212V93H213V91H218ZM220 89V90H221ZM7 90V89H6ZM34 90V89H33ZM83 90H81L82 91V93H83V96H84V94L85 93H87L86 92V89H85V93L83 92ZM105 90V89H104ZM128 90V89H127ZM200 90H202V89H200ZM205 90V94H206V91ZM222 90H224V89H222ZM232 90V89H231ZM230 90V91H231ZM9 91V90H8ZM32 93H33V91H32V88H31V90H30ZM72 91V90H71ZM79 91V90H78ZM109 91V90H108ZM123 90L122 89H117V90H115V91H113V93H112V95H110L111 96V98H110V102L112 103H110L111 104V106L109 107V109H107L108 110V113H110V112H113V113H115V111H117V109L119 108V106H120V104H119V100H122L124 103L126 102V99L125 98H122V96H121V94L123 93L122 92ZM202 91H204V90H202ZM201 91V92H202ZM229 90H227V92H228ZM24 92V91H23ZM35 92V91H34ZM73 92H75V91H72V93L70 92V94H74ZM76 92H77V90H76ZM75 92V93H76ZM80 92V91H79ZM79 92H78V94H79ZM105 92H106V90H105ZM131 92V91H130ZM226 92V91H225ZM225 92H220L219 91V94L221 93V94H223V95H225L224 93ZM4 93H5V90L3 91V96H4ZM9 93H10V91H9ZM208 93V94H209ZM215 93V92H214ZM218 93V92H217ZM230 92H228V94H229ZM252 93H254V95H255V92H252ZM31 94V93H30ZM37 94V93H36ZM65 95H67L66 93H64ZM88 94V93H87ZM86 94V95H87ZM227 94V95H228ZM251 94V93H250ZM85 95V96H86ZM204 95V94H203ZM207 95V94H206ZM241 95H239V96H241ZM249 95V94H248ZM252 95V94H251ZM251 95H250V97H251ZM58 96V95H57ZM74 96H76V95H74ZM74 96H70V95H68V97H73V99H74ZM78 96V95H77ZM83 96H81V97H83ZM104 96H106V95H104ZM127 96V95H126ZM126 96H124V97H126ZM208 96V95H207ZM242 96V97H243ZM256 96V95H255ZM5 97V96H4ZM42 97V98H43ZM55 97H56V95H55ZM68 97H64L63 99L66 101V107H67V114L66 115H68V114H70L71 115V112L73 113L74 111H73V108H72V105L73 104H71V99L70 98H68ZM80 97V98H81ZM202 97H204V99H206L207 97H205V96H202ZM26 98V97H25ZM29 98V97H28ZM39 98V97H38ZM41 98V99H42ZM44 98V99H45ZM127 98V97H126ZM246 98V97H245ZM257 97H255L254 99H256ZM2 99V98H1ZM36 99H37V97H36ZM43 99V100H44ZM109 99V98H108ZM201 99H203V98H201ZM200 99V100H201ZM243 99V98H242ZM249 99H251V98H249ZM87 100V99H86ZM113 100H117V101H113ZM199 100V99H198ZM252 100V99H251ZM0 101H2V100H0ZM29 101H30V99H29ZM88 101V100H87ZM42 102V101H41ZM47 102V101H46ZM52 102V101H51ZM73 102H74V100H73ZM78 102V101H77ZM81 103H82V101H80ZM86 102V101H85ZM252 102V101H251ZM34 103V102H33ZM45 102H43V104H44ZM109 103V102H108ZM253 103H255V102H253ZM38 104H41V103H39L38 102ZM74 104H76L75 102H74ZM80 104V103H79ZM79 104H78V106H79ZM88 104V103H87ZM103 104V103H102ZM101 104V105H102ZM106 104V103H105ZM34 105V104H33ZM47 105V104H46ZM81 105V104H80ZM107 105H109V104H107ZM247 105H249V104H247ZM252 105V104H251ZM262 105V106H263ZM35 106H37L38 107V105H35ZM48 106H49V104H48ZM75 106V105H74ZM82 106V105H81ZM89 106V105H88ZM87 106V107H88ZM105 106V105H104ZM122 106H123V104H122ZM125 106V105H124ZM37 107H35L34 109H36ZM46 107V106H45ZM50 107H52L51 105H50ZM76 107V106H75ZM85 107V106H84ZM94 107V106H93ZM92 107V108H93ZM49 108V107H48ZM78 108V107H77ZM90 108V107H89ZM102 108H105V107H102ZM112 108V111L110 110ZM250 108L251 107H249V110H250ZM261 108V107H260ZM260 108L258 109V111H259V113L261 114V110H260ZM54 109V108H53ZM83 110H85L84 108H82ZM88 109V108H87ZM96 109V108H95ZM124 109V108H123ZM123 109H122V111H123ZM247 109V108H246ZM261 109H263V108H261ZM89 110H92L91 108L89 109ZM110 110V111H109ZM254 110H256V109H254ZM50 111V110H49ZM79 111V110H78ZM96 112L97 111H99L98 109L97 110H95ZM121 111V110H120ZM263 111V110H262ZM89 112V111H88ZM96 112H95V114H96ZM107 112V111H106ZM246 112H248V111H246ZM244 113V114H247V116H248V114L249 113ZM251 112V111H250ZM75 113H76V110H75ZM74 113V114H75ZM85 113V112H84ZM92 113H94L93 111H92ZM98 114L100 113V111L99 112H97ZM113 113H112V115H113ZM117 113V112H116ZM115 113V114H116ZM118 113H120V112H118ZM123 113V112H122ZM254 113V112H253ZM258 113V112H257ZM257 113H255V114H257ZM259 113H258V117H259ZM21 114V113H20ZM262 114H264V113H262ZM261 114V115H262ZM7 115V114H6ZM77 115H78V113H77ZM87 115H88V113H87ZM86 115V116H87ZM90 115H91V112H90ZM89 115V116H90ZM97 115V114H96ZM109 115V114H108ZM107 115V116H108ZM119 115V114H118ZM250 116H253V115H251V114H249ZM15 116V115H14ZM13 116V117H14ZM23 116V115H22ZM89 116H87V117H89ZM99 116H100V114H99ZM102 116H104V115H102ZM101 116V117H102ZM109 116H111V114L109 115ZM108 116V117H109ZM113 116H115V115H113ZM112 116V117H113ZM257 116V115H256ZM256 116H255V120H256ZM17 117V116H16ZM19 117V116H18ZM21 117V116H20ZM70 118H71V116H69ZM73 118L72 119H74V122H75V118H77V117H75L74 118V116H72ZM80 117V116H79ZM93 117V116H92ZM98 117V116H97ZM112 117H110L111 119H112ZM119 117V116H118ZM257 117V118H258ZM70 118H66V120L67 119H69L70 120ZM17 119V118H16ZM65 119V118H64ZM77 119H79V118H77ZM81 119H83L82 117H81ZM90 119H92V118H90ZM94 119H95V117H94ZM100 119V118H99ZM98 119V120H99ZM115 119H117V117H115ZM119 119L121 120V118L119 117ZM245 119V118H244ZM247 119V118H246ZM259 119V118H258ZM263 119V118H262ZM261 119V122L259 123V124H263V121L264 120H262ZM65 120V121H66ZM69 120H67V121H69ZM86 120V119H85ZM97 120V119H96ZM104 120V119H103ZM108 120V119H107ZM235 120H237V119H235ZM242 120H243V118H242ZM251 120V119H250ZM13 121V120H12ZM11 121V122H12ZM16 121H18V120H16ZM71 121H73V120H71ZM70 121V123L71 124H73L74 122H71ZM79 121H80V119H79ZM89 121V120H88ZM100 121V120H99ZM246 121V120H245ZM244 121V122H245ZM247 121H249V118H248V120ZM252 121H253V119H252ZM21 122V121H20ZM84 122H86V121H84ZM92 122V121H91ZM111 122V121H110ZM118 122H120L119 120H118ZM237 122H239V121H237ZM236 122V123H237ZM243 122V123H244ZM256 122H258L257 120H256ZM16 123H18V122H16ZM23 122H21V124H22ZM80 123H82V122H80ZM104 123V122H103ZM112 123H113V121H112ZM111 123V124H112ZM117 123V122H116ZM236 123H235V125H236ZM246 123V122H245ZM254 123V125L256 124L255 123V121L253 122ZM10 124V123H9ZM11 124H14V122L13 123H11ZM10 124V125H11ZM19 124V123H18ZM84 124V123H83ZM86 124H87V122H86ZM234 124V123H233ZM237 124H240V123H237ZM242 124V123H241ZM240 124V125H241ZM24 126H25V124H23ZM80 125V124H79ZM90 125H92V124H90ZM231 126H232V124H230ZM234 125V126H235ZM249 125V124H248ZM250 125H252V123L250 124ZM73 126V125H72ZM82 126V125H81ZM84 126H86V125H84ZM100 126V125H99ZM244 126V125H243ZM242 126V127H243ZM247 126V124L245 125V127ZM11 127H13L12 125H11ZM74 127V126H73ZM88 127V130H89V127L90 126H87ZM95 127V126H94ZM94 127H92V128H94ZM105 127V126H104ZM241 127V126H240ZM254 127V126H253ZM257 127V126H256ZM260 127H261V125H260ZM260 127H257V128H253V130H246V131H253L252 133L253 134H251L252 136L254 135V137L256 138V139H259V136H261V134H262V132L260 133V131H259V129H262V128H260ZM263 128H264V126H262ZM18 128H20V129H22L21 127H18ZM18 128H16L17 130H18ZM96 128H98L97 126H96ZM100 128V127H99ZM103 128V127H102ZM232 128V127H231ZM249 128H250V126H249ZM249 128H247V129H249ZM15 129V128H14ZM24 129V128H23ZM22 129V131H24ZM91 129V128H90ZM95 129V128H94ZM94 129H93V132H94ZM234 129V128H233ZM238 129H240L239 127H238ZM242 129V128H241ZM244 129V128H243ZM252 129V128H251ZM10 130H12V129H10ZM98 130V129H97ZM102 130V129H101ZM264 130V129H263ZM91 131V134H92V130H90ZM232 131H237V129L236 130H232ZM262 131V130H261ZM24 132H26V130L24 131ZM97 132V131H96ZM241 132V131H240ZM239 132V133H240ZM17 133V132H16ZM21 133V132H20ZM235 133V132H234ZM236 133H238V132H236ZM235 133V134H236ZM250 133V132H249ZM248 133V134H249ZM27 134H29V132L27 133ZM89 134V133H88ZM96 134V133H95ZM101 134H102V131H101ZM242 134V133H241ZM240 134V135H241ZM248 134H245L244 133V135L246 136V135H248ZM263 134H264V132H263ZM262 134V135H263ZM100 135V134H99ZM98 135V136H99ZM239 135V136H240ZM243 135V134H242ZM90 136V135H89ZM93 136H94V134H93ZM92 136V137H93ZM98 136L96 137V138H98ZM101 136V135H100ZM238 136V137H239ZM244 136V137H245ZM249 136V135H248ZM248 136H246L245 138H247L248 139ZM252 136H249V138L250 137H252ZM264 136V135H263ZM263 136H261V138L263 137ZM15 137V136H14ZM17 137V136H16ZM28 137H29V135H28ZM28 137H26V138H28ZM32 137V136H31ZM30 137V138H31ZM35 137V136H34ZM236 137V136H235ZM243 137V136H242ZM241 137V138H242ZM253 137V138H254ZM30 138H29V140H30ZM38 138V137H37ZM36 137H35V139H37ZM234 138V137H233ZM240 138V139H241ZM245 138H242V140L244 141V139ZM254 138V139H255ZM16 139V138H15ZM15 139H14V142H16L15 141ZM18 139V138H17ZM16 139V140H17ZM21 139V138H20ZM83 139V138H82ZM82 139H81V141H82ZM89 139V138H88ZM86 140L85 138L83 139V141H84V143H85V141H90V140ZM94 139V138H93ZM232 139V138H231ZM235 140H233V141H236V138H234ZM238 139V138H237ZM252 139V138H251ZM239 140V139H238ZM242 140H240L239 142L241 143V141ZM250 140V139H249ZM263 140V139H262ZM19 141V140H18ZM74 141H76V140H74ZM79 141V140H78ZM96 141V140H95ZM230 141V140H229ZM232 140H231V144H232V146H231V144L228 142L227 144H226V146L223 148V150H217L216 148V153H217V155H221L222 153L224 154V156H228L229 157V155L232 157V154H233V148H235L236 147V145L238 144H240L239 142H237V144L235 143V142H233ZM248 141V140H247ZM252 141V140H251ZM254 141H256V140H254ZM20 142V141H19ZM22 142V141H21ZM92 142V141H91ZM253 142V141H252ZM257 142L258 141H256V142H254V143H252V144H248V145H246L245 144V146H246V148L244 149L242 146V148L244 149V150H242V148L241 149H239L240 148V146H238L237 147V149H235V150H242V151H239V152H237L236 154H240L239 155V159H237L235 162H238V164H240V165H242V167H241V169H244V171H246V169L245 168H243V166H250V167H252V169H253V165H254V163L256 162L254 159V157H257L258 155H262V152H263V148H262V151H261V153H260V148H259V146L257 145ZM28 142H26V144H27ZM69 143V142H68ZM72 143V142H71ZM74 143H76V142H74ZM74 143H72V144H74ZM83 143V142H82ZM98 143V142H97ZM243 143V142H242ZM244 143H246V142H244ZM264 143V142H263ZM262 143V144H263ZM21 144V143H20ZM25 144V143H24ZM25 144V145H26ZM72 144H71V146H72ZM86 144H89L88 142L86 143ZM260 144H261V142H260ZM31 145V144H30ZM62 145H64V144H62ZM61 145V146H62ZM83 145V144H82ZM94 145V144H93ZM29 145H27V147H28ZM61 146H60V150H61ZM66 145H64V146H62V147H65ZM76 146V145H75ZM86 146V145H85ZM92 146V145H91ZM243 146H244V144H243ZM23 147V146H22ZM26 147V148H27ZM41 147H44V146H41ZM41 147H39V148H41ZM73 147V146H72ZM71 147V149L73 150L72 152H71V154H72V157H71V155H70V153L69 154H67L68 153V150H66V151H64L63 152V154H64V156H69L68 157V159H70L68 162H67V160H66V162H64L65 164L67 163L68 164V168L66 169V170H64V171H62V172H57V178H55L56 180H58V182L60 181V183L61 182H63V181H65V180H68L69 179V182H70V179L72 178L73 179V177L76 175L75 174V169H76V165L77 164H83L84 165V163H82V160L80 159V158H82V156L80 157L79 155H82V150H83V152H84V148H86V147H82V148H79V149H77V148H75V149H73ZM87 147H89L88 145H87ZM30 148V147H29ZM67 148V147H66ZM90 148V147H89ZM93 148V147H92ZM32 149L33 150H35L34 148H33V146H32ZM32 149L30 150V153L32 152ZM142 150H143V148H141ZM41 151H42V148L40 149ZM59 150V149H58ZM92 150V149H91ZM97 150V149H96ZM27 151V150H26ZM25 151V152H26ZM35 151H38V150H35ZM62 151V150H61ZM60 151V152H61ZM93 151V150H92ZM247 152V154L246 153H244V152ZM44 152V151H43ZM54 152H57L56 150L54 151ZM59 152V151H58ZM138 152V151H137ZM146 152V151H145ZM34 153V152H33ZM33 153H31V155H32V159H38V157H36V155L38 154L37 152H36V155L35 156H33ZM89 153H91L90 151H89ZM242 153V154H241ZM84 154H85V152H84ZM136 154V153H135ZM209 154V153H208ZM207 154V155H208ZM19 155L20 154H18L17 155V157H18V159L19 158H21V155H20V157H19ZM49 155H51V154H49ZM52 155H53V153H52ZM57 155V154H56ZM118 155V154H117ZM133 155H134V153H133ZM144 156L145 155H147V154H143ZM206 155V156H207ZM38 156H39V154H38ZM84 156H90V155H84ZM210 156V155H209ZM208 156V157H209ZM218 156V157H219ZM223 156V155H222ZM22 157H23V155H22ZM26 157V156H25ZM33 157H36V158H33ZM56 157H58V156H56ZM71 157V158H70ZM80 157V158H79ZM97 157V156H96ZM99 157V156H98ZM117 157V156H116ZM205 157V156H204ZM203 157V158H204ZM233 157H234V155H233ZM233 157H232V160H233ZM236 158H237V156H235ZM261 157V156H260ZM263 157V156H262ZM261 157V158H262ZM66 158V157H65ZM84 158V157H83ZM118 159L119 158H121L120 157V155H119V157H117ZM249 158V159H248ZM264 158V157H263ZM24 159V158H23ZM22 158H21V161L20 160H18L19 162H22V161H25V160H23ZM59 159V158H58ZM100 159V158H99ZM145 159V158H144ZM207 159V158H206ZM209 159H210V157H209ZM212 159V158H211ZM210 159V160H211ZM40 160H41V158H40ZM81 160V161H80ZM95 160V159H94ZM119 160H121V159H119ZM118 160V161H119ZM132 160V159H131ZM213 160H214V158H213ZM230 160V159H229ZM260 160V159H259ZM42 161H44V160H42ZM96 161V160H95ZM100 161H101V159H100ZM118 161H117V164L116 165H120L121 163H120V161H119V163H118ZM145 161H147L146 159H145ZM206 161H208V160H206ZM263 161V160H262ZM26 162V161H25ZM62 162V161H61ZM88 162V161H87ZM116 162V161H115ZM128 162H130V161H128ZM127 162V163H128ZM133 162V161H132ZM259 162H261V161H259ZM59 163V162H58ZM125 163H126V161H125ZM145 163H148V162H145ZM211 163H212V161H211ZM258 163V162H257ZM43 164V163H42ZM60 164V163H59ZM97 164V163H96ZM108 164V163H107ZM150 164V163H149ZM148 164V165H149ZM90 165V164H89ZM131 165V164H130ZM206 165H207V162H206ZM211 165V164H210ZM60 166V165H59ZM73 166H75V168H73ZM208 166H209V163H208ZM256 166V165H255ZM62 167V166H61ZM64 167V166H63ZM125 167L126 166H124L123 168L122 167H120V168H117L118 170L117 171H119L120 172V174L121 175H124V176H126L127 177V180H129V181H132V182H137L138 184H139V182L140 183H142V182H145L146 180H148V178H147V176H145V175H143V174H139V175H136V176H133V175H131V174H128V172L129 171H127L126 169H125ZM228 167H230V166H228ZM240 167V166H239ZM127 168V167H126ZM148 168H150V167H148ZM248 169V168H247ZM129 170V169H128ZM254 170V169H253ZM116 171V172H117ZM131 171H132V169H131ZM130 171V172H131ZM137 171V170H136ZM198 171H199V169H198ZM243 171V172H244ZM256 171V170H255ZM133 172V171H132ZM247 172V171H246ZM134 173H135V171H134ZM252 173H253V171H252ZM32 174H33V172H32ZM34 174H35V172H34ZM37 174V173H36ZM30 175V174H29ZM38 175V174H37ZM42 176H45L44 174H41ZM118 175V174H117ZM130 175V176H129ZM135 175V174H134ZM248 175V174H247ZM246 175V177L248 178V176ZM35 177H36V175H34ZM97 176H98V174H97ZM30 177H31V175H30ZM29 177V178H30ZM95 177V176H94ZM101 177V176H100ZM152 177V176H151ZM53 178V177H52ZM78 178V177H77ZM77 178H75V179H77ZM91 178V177H90ZM38 179V178H37ZM43 179V178H42ZM54 179V178H53ZM151 179V178H150ZM252 179V178H251ZM250 179V180H251ZM32 180H33V177H32ZM74 180V179H73ZM79 180V179H78ZM84 180V179H83ZM96 180V179H95ZM98 180V179H97ZM96 180V181H97ZM102 180H104V179H102ZM106 180H109V179H106ZM105 180V181H106ZM112 180V179H111ZM55 181V180H54ZM54 181H52V184L54 183ZM72 181V180H71ZM75 181V180H74ZM85 181V180H84ZM94 181V180H93ZM92 181V182H93ZM117 181V180H116ZM119 181V180H118ZM150 181V180H149ZM152 181V180H151ZM243 181V180H242ZM245 181V180H244ZM57 182V183H58ZM76 182H79V181H76ZM91 181H89V183H90ZM100 181H98V183H99ZM101 182H103V181H101ZM108 181H106L105 183H107ZM126 182V181H125ZM249 182V181H248ZM248 182H244V184L245 183H248ZM36 183V182H35ZM40 183V182H39ZM96 183V182H95ZM109 183V182H108ZM114 183H115V181H114ZM130 183V182H129ZM41 184V183H40ZM72 184V183H71ZM100 184V183H99ZM104 184V183H103ZM111 184H112V181H111ZM124 184H126V183H124ZM128 184V183H127ZM133 184V183H132ZM131 184V186H135V184H133L132 185ZM240 184V183H239ZM243 183H241V185H242ZM50 185V184H49ZM55 185V184H54ZM114 185V184H113ZM118 185H121V184H117V186ZM174 185V184H173ZM176 185V184H175ZM203 185H205V184H202V186ZM231 185V184H230ZM235 185V184H234ZM248 185H249V187H250V182L248 183ZM252 185V184H251ZM72 186V185H71ZM91 186H94L93 184L91 185ZM97 186V185H96ZM112 186V185H111ZM126 186V185H125ZM130 186V187H131ZM194 186V185H193ZM201 186V185H200ZM199 186V187H200ZM202 186H201V188H202ZM209 186V185H208ZM207 186V187H208ZM238 186V188H240L241 189V186H239V185H237ZM245 186V185H244ZM254 186V185H253ZM49 187V186H48ZM95 187V186H94ZM98 187L99 186H97V189H98ZM119 187H122V186H119ZM119 187H117V188H119ZM198 187V189H200ZM232 187V186H231ZM234 187V186H233ZM252 187V186H251ZM59 188H61V187H59ZM77 188V187H76ZM76 188H74V189H76ZM92 188V187H91ZM135 188V187H134ZM186 188V187H185ZM191 188V187H190ZM194 188V187H193ZM204 188V187H203ZM205 188H206V186H205ZM211 188V187H210ZM237 188V187H236ZM245 188V187H244ZM248 188V187H247ZM74 189H73V191H74ZM77 189H80L79 187L77 188ZM120 189V188H119ZM144 189V188H143ZM196 189V188H195ZM209 189V188H208ZM234 189H235V187H234ZM239 189V190H240ZM51 191H49L50 192V194H52L51 192L52 191H54V189L52 190V189H50ZM62 190V189H61ZM61 190H59V191H61ZM93 190H95V189H93ZM101 190H102V188H101ZM122 191H124L125 189L123 188V189H121ZM142 190V189H141ZM202 189H200V191H201ZM204 190V189H203ZM202 190V191H203ZM206 190V189H205ZM64 191V190H63ZM66 191V190H65ZM70 191V190H69ZM76 191H78V190H76ZM89 191V190H88ZM91 191V190H90ZM191 191H192V189H191ZM190 191V192H191ZM193 191H195V190H193ZM192 191V193L193 194H197L196 192L194 193ZM8 192V191H7ZM6 192V193H7ZM22 192V191H21ZM21 192H19L18 194L20 195L21 194ZM49 192L47 193L48 195H50L49 194ZM75 192V191H74ZM73 192V194L75 195V193H77V192H75L74 193ZM84 193V197H85V193L87 192H83V191H78V193ZM95 192H98V191H94V193L93 194H95ZM125 192V191H124ZM134 192V191H133ZM138 192V191H137ZM197 192H198V190H197ZM6 193H5V196H6ZM23 193V192H22ZM29 193V192H28ZM43 193H44V191H43ZM46 193V192H45ZM44 193V194H45ZM54 193H56V192H54ZM53 193V195H50L49 197H48V199L50 198V197H53V196H56V194H54ZM60 193V192H59ZM64 193H66V192H64ZM88 193V192H87ZM116 193H118V192H116ZM149 193V192H148ZM151 193V192H150ZM184 193V192H183ZM191 193V194H192ZM199 193V192H198ZM201 193V192H200ZM199 193V194H200ZM8 194H9V192H8ZM24 194V193H23ZM22 194V196H25V195H23ZM58 194V193H57ZM61 194H63V192L61 193ZM69 194V193H68ZM70 194H71V192H70ZM69 194V195H70ZM99 194V193H98ZM119 194V193H118ZM143 194H144V192H143ZM152 194V193H151ZM190 194V195H191ZM192 194V195H193ZM10 195V194H9ZM9 195H7L5 198L2 196V195H0V199H2V198H4L5 200L9 197L10 198V196ZM19 195H17V196H19ZM31 195V194H30ZM43 195V194H42ZM64 195H66V194H64ZM64 195H63V197L61 196V198H60V196H57V198H59V199H62V198H64ZM69 195H66V198H67V200H68V198H73L74 197V195H73V197L70 195V197H69ZM80 195V197H82V195L81 194H79ZM88 195V194H87ZM86 195V197H90V196H93V195H88L87 196ZM96 195V194H95ZM148 195H150V194H148ZM191 195V196H192ZM1 196H2V198H1ZM17 196H15L16 198H18ZM22 196H19V197H22ZM68 196V197H67ZM139 196V195H138ZM194 196V195H193ZM197 196V195H196ZM32 197V196H31ZM47 197V196H46ZM78 197V195H76V198ZM95 197V196H94ZM182 198H184V196L182 195L181 196ZM8 198V201L7 202H10L11 201V199H9ZM15 198V199H16ZM34 198H37V197H34ZM34 198H32V199H34ZM43 198H45V196H43ZM56 198V199H57ZM92 198V197H91ZM23 199V198H22ZM25 199H28L27 198V196H26V198H24V200L20 203L19 201H16L15 203L17 204L18 202H19V205H16V208H18V209H20V210H23V211H32L34 208H32V205L34 206V204H33V202H32V205H31V203H30V200H28V202L25 200ZM45 199H47V198H45ZM56 199H51V200H54V201H56ZM88 199V198H87ZM50 200V199H49ZM62 200H66V199H62ZM62 200H59L58 202H62ZM72 200V199H71ZM182 200V199H181ZM2 201V200H1ZM32 201H34V200H32ZM41 201V200H40ZM43 201H45V200H43ZM43 201L42 202H40V203H43ZM46 201H48V200H46ZM180 201V200H179ZM6 201L4 202H2L1 203V206H3L2 204L4 203V204H6L7 203ZM36 202V201H35ZM53 202V201H52ZM58 202H56L55 204H57ZM60 202V204H62ZM72 202V201H71ZM74 202V201H73ZM181 203L183 202V201H180ZM46 203V202H45ZM85 203V202H84ZM10 204H12V202H10ZM9 204V205H10ZM54 204V203H53ZM52 204V205H53ZM59 204V205H60ZM7 205V208H8V203L6 204ZM6 205H4V207L6 206ZM13 206H14V204H12ZM42 205V204H41ZM41 205H39V206H41ZM46 205H48L49 206V201H48V204H46ZM65 205V204H64ZM0 206V207H1ZM18 206V207H17ZM37 206V205H36ZM56 206V205H55ZM54 206V207H55ZM57 206H58V204H57ZM3 207V208H4ZM10 208H12L11 206H9ZM15 207V206H14ZM51 207V206H50ZM53 207V206H52ZM53 207V208H54ZM59 207V206H58ZM180 207V206H179ZM10 208H8V209H10ZM43 208V207H42ZM53 208H51V209H53ZM1 209V208H0ZM6 209V208H5ZM8 209H6V210H8ZM36 209V208H35ZM35 209H34V211H35ZM54 209H56V207L54 208ZM37 210H38V206H37ZM45 211V210H44ZM59 211V210H58ZM17 212H19V211H17ZM55 212V211H54ZM21 214H22V216L24 217V213L21 211L20 212ZM33 213H35V212H33ZM45 213V212H44ZM22 217V218H23ZM17 218H19V217H17ZM24 219V218H23ZM20 220V219H19ZM15 223H17L16 221H15ZM24 223V224H23ZM22 223V225H25V222H23ZM14 224V223H13ZM21 224V223H20ZM26 224H27V222H26ZM28 224H30V226H31V223H28ZM27 224V225H28ZM19 224L17 223V226H18ZM26 225V226H27ZM34 225V224H33ZM33 225H32V227H33ZM36 225L38 226L39 224H37L36 223ZM189 225H190V228H191V230H192V233L194 234V236H195V238H197V239H200L201 241L202 240H204L203 242H208L209 241V239L210 238H212V237H214L215 239H216V243L217 244H219V245H222V244H225V243H235V245L237 246V247H240L242 250L244 249L243 248V245L244 244H246V243H250V242H252V241H256L257 242V246H254L253 244H251L250 246H249V248H247V249H244L245 251H246V254H247V257H248V264H264V242H262L261 241V239L262 240H264V232H262L261 230H259V229H247V228H244V227H239V229L236 231V232H233L228 226L226 227V229H225V231L223 232V233H220V234H218V235H215V236H213V235H208V234H206L205 232H203V231H201V230H199V229H197L196 227H194V225L189 221ZM226 225V224H225ZM15 226V225H14ZM41 226H43V224L41 225ZM45 226H46V224H45ZM11 227V226H10ZM19 227V226H18ZM21 227V231L24 233V231L22 230V228H23V226H20ZM32 227H29L30 229H32ZM35 227V226H34ZM34 227H33V229H34ZM44 227V226H43ZM11 228H13V227H11ZM25 228V227H24ZM27 228H28V226H27ZM26 229V228H25ZM40 229V228H39ZM38 229V227H37V230H39ZM41 229H42V227H41ZM27 230V229H26ZM35 230H36V227H35ZM41 233V232H40ZM5 235V234H4ZM7 233H6V237L4 236V238L5 239H7L8 237H7ZM46 235V234H45ZM45 235H44V237H45ZM36 237H37V235H35ZM38 236H40V235H38ZM50 236V235H49ZM41 237V236H40ZM35 239V238H34ZM46 239V240H45ZM45 239H44V241H48V235H46V237H45ZM1 240V239H0ZM3 240V239H2ZM52 240V239H51ZM51 240L49 239V241L48 242H50L51 243ZM33 241H35V240H33ZM40 241H42V240H40ZM3 242V241H2ZM4 242H5V240H4ZM10 242V241H9ZM47 242V243H48ZM203 242H200V243H203ZM37 243V242H36ZM35 242H34V245H33V247H35V245H39V243H37L36 244ZM46 242H43L42 243V245H41V247H40V249H38V250H36V251H41L42 253H48V252H50V248H49V245L47 244ZM133 243V242H132ZM56 244V243H55ZM23 246V245H22ZM21 246V247H22ZM27 246V245H26ZM25 246V247H26ZM53 246V245H52ZM51 246V247H52ZM214 246V245H213ZM212 246V247H213ZM29 247V246H28ZM31 247H32V245H31ZM32 247V249L31 250H33V249H35V248H33ZM222 247V246H221ZM37 248H39V247H37ZM57 248V247H56ZM59 248H61V247H59ZM17 249V248H16ZM52 249H53V247H52ZM24 250H26L25 248H24ZM55 250H57V249H55ZM59 250V249H58ZM211 250L212 249H203L199 244H197V242L196 241H190L188 244H186V245H184L183 247H180V248H163V247H161L160 246V248L159 249H154V250H150V251H146L145 253H143L142 255H139L140 256V258L135 262V261H133V257L131 256V254L130 253H128V252H122L121 254H120V256L118 257V259H117V261L114 263V264H213L212 263V261H211V259H212V257L214 256V254L211 252ZM13 251H15V250H13ZM17 251H19V250H17ZM51 251H53V250H51ZM132 251H133V253H135L136 252V247H134V250L132 249ZM21 252V251H20ZM31 252V251H30ZM51 253V252H50ZM33 254V253H32ZM39 255V254H38ZM42 255V254H41ZM49 255V254H48ZM218 255V259L220 260V262H225V264H237L236 262H235V260L232 258V257H226V256H224V255H220V254H217ZM36 256V255H35ZM173 262V263H172Z\"/></svg>",
  "mask_w": 264,
  "mask_h": 264
}]
</instances>
